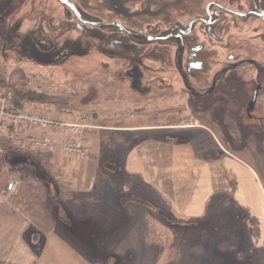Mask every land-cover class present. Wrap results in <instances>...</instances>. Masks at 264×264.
<instances>
[{
    "label": "flooded vegetation",
    "instance_id": "obj_1",
    "mask_svg": "<svg viewBox=\"0 0 264 264\" xmlns=\"http://www.w3.org/2000/svg\"><path fill=\"white\" fill-rule=\"evenodd\" d=\"M66 1L73 9L60 0H0V64L62 73L71 85L76 76L104 79L100 90L85 82L83 92L68 93L81 103L83 120L118 93L133 97L130 114L148 120L168 116L174 98L180 112L210 114L213 122L224 123L228 107H246L244 120L258 121L257 134L264 133L254 114L264 91V21L243 17L254 2L264 9V0ZM244 71L254 76L243 78ZM110 87L117 96L105 93ZM144 102L151 108L136 107Z\"/></svg>",
    "mask_w": 264,
    "mask_h": 264
},
{
    "label": "rangeland",
    "instance_id": "obj_2",
    "mask_svg": "<svg viewBox=\"0 0 264 264\" xmlns=\"http://www.w3.org/2000/svg\"><path fill=\"white\" fill-rule=\"evenodd\" d=\"M248 69L251 70L250 68ZM252 76H254V74H250V72H245V74H243V78ZM71 81V79L67 78L62 73L50 75L43 71H35L34 73L15 72L13 66L0 64V95L6 90H10L16 102H22L25 109L29 111L34 110L45 115L48 114L54 116L58 120H60V117L55 114L56 111H65V109H67L70 114L75 111L74 116L71 114L75 117L72 119L73 122L82 123L80 116L76 113V111L78 113L84 112L81 103L78 102L76 98L70 102L67 99L69 98L67 97L68 93L74 89L75 92H83L84 89L82 90V88L84 87H82V83L85 82H89L91 85H94L95 88L99 89L105 88L106 85H104V79L98 76L96 78L89 77V79L85 80H82L81 76H76V78L73 79L72 85ZM21 89L40 92L44 96L47 95L52 98H54V96L56 97L54 101L47 99L41 104L28 103L15 94L16 91ZM79 96L78 94V97ZM132 104L134 105V103ZM146 104L147 102L139 103L137 104V108H141L142 106L146 108L144 106ZM179 104L180 101L174 98V102L172 101L169 106L173 108L168 110L169 115L151 118L149 123L153 125H158V123H160V125L163 124L164 126L168 125L171 127V129L166 131L171 141H181L182 137L192 139L193 141H190L193 142L192 144L196 152L201 151L203 156L210 157L219 153L224 155L228 153L244 159L245 162L247 161L246 163L249 162L248 165H250L252 169L259 173V178L264 184V176L262 175L264 171V133H260V136H258L257 132L260 130L261 124H259L258 121L248 122L244 120L245 113L243 110L246 107L240 108L232 106L226 108L224 110L226 111L224 117L225 122L223 123L213 122L210 114L197 115L193 111L190 112L187 108L182 106L180 112L178 109L180 108ZM259 104L260 105L255 108L256 111L254 114L256 117L263 119L264 125V91L262 92ZM98 108L99 107L96 105L92 110L97 113ZM147 108L149 109L151 107ZM76 115L79 117H76ZM109 118L111 117H107L106 119L104 116L88 118V120H85L86 123L83 124L96 128L103 127L107 124L117 127L120 125L118 122L110 121ZM240 121H242L243 125ZM178 127H182V129ZM95 131L94 134L98 136L99 131ZM91 132V130H86L87 134H91ZM113 134L114 133L107 131L106 135H104L110 139L113 137ZM132 134L135 138L146 135L143 132ZM210 135L213 136L216 145L212 143L213 141ZM135 138L132 139L135 141ZM11 139L14 143L8 139L0 140V202L8 204L21 216L26 218L33 226V229L41 235L50 236L53 233V229L48 232L44 231L38 219L29 218L24 215L23 212L19 211V209H16V204L19 199L15 196L19 193L20 181L26 177V175H30L35 180H43L45 184L52 180V182L56 183L57 188L63 191L65 195H69L68 197L71 196L70 200L58 198L59 201L67 205L71 203L73 197L79 199V204H77L78 201L76 200L77 202H75V204L77 205H73L74 210L82 209L81 211H83L86 209L90 211L91 216H89V219L96 220L97 223H100V225L105 228L104 234L100 230H98V232L95 230L96 235L94 236V243L92 246L80 248L81 253L88 258L91 263L98 261L103 264H231L229 262L231 260L219 259L218 255H221L225 249L233 250L234 247L238 246V237L233 233L229 232L219 235L218 237L226 242V244H222L214 240L218 237H216V234L209 231V228L207 231H204V228L188 229L185 230V232L181 231V228H178L172 220L167 219V216H171L172 219L175 218L167 203H163L154 191L140 184V181L135 178L123 177L121 180L119 176H115L113 180L116 183H112V194H108L112 196V199L109 196H105V201H101L96 195H92V192L82 194L77 191L74 192L71 187L64 182L66 178H69L65 170L60 169L55 163L54 165L51 164L52 159L50 153L39 155V153H34L30 150H22L18 148L16 144L17 138L13 137ZM94 139L96 140V138ZM134 141H132V143ZM14 155L26 156L27 159L34 162L35 167L24 166L23 168H11L9 165L10 162L8 163V161L12 160L11 156ZM257 157L261 158L262 162L259 163L254 160ZM21 169H23V172L20 171ZM18 171H20L19 174L17 173ZM10 180H15L18 184L17 192L14 195L8 194L5 190ZM93 184L98 189L96 182ZM50 190V207L51 204L55 207L57 200L54 198L52 185H50ZM35 192H39L41 195L44 193L42 188L35 190ZM125 196H131L134 198L131 199V201L136 200V203H131L129 204L130 206L125 204L117 205V203H115V198L121 199ZM107 197L111 199L110 202H108L109 200H107ZM29 204L31 207L35 206L36 201L29 199ZM128 207L129 209H127ZM39 208L41 209V207L36 205L33 210L38 211ZM157 211L161 213L159 214ZM257 211L262 215L264 213L260 205H258ZM52 213L51 216L54 215ZM99 214L105 215L103 217L104 219H99ZM44 223H47V221H42V224ZM247 233L249 234V229H247ZM86 234L87 232L84 233L83 237H86ZM64 236L68 239H72L69 235ZM249 240L250 238H248V241ZM74 242L76 241L74 240ZM80 246L81 245H79V247ZM244 248L249 249L248 246ZM186 251H190L197 256L196 260L189 261L183 257ZM251 256L253 257L252 259L248 258L249 260L247 262L243 260L242 264H258L259 259H261L259 258L258 251L253 249Z\"/></svg>",
    "mask_w": 264,
    "mask_h": 264
},
{
    "label": "crops",
    "instance_id": "obj_3",
    "mask_svg": "<svg viewBox=\"0 0 264 264\" xmlns=\"http://www.w3.org/2000/svg\"><path fill=\"white\" fill-rule=\"evenodd\" d=\"M115 91L114 87L105 89V93L110 95L115 94ZM117 95L112 100L108 99L103 103L99 101L97 106L100 109L98 108L97 114L105 119L107 116L111 117L110 121L120 124L118 127L107 124L96 128L85 124L87 128L84 130V138L88 151L86 159H66L61 149L49 152L51 164L55 163L60 169H64L69 177L64 182L74 192H92V195L105 201V196L112 199L108 194H112L115 176H119L121 180L123 177L135 178L154 191L163 203H167L175 218L183 222L202 219L206 215L207 204L214 195H227L231 203L246 214L250 244L259 253L261 259L258 264H263L264 213L260 214L257 207L260 205L264 211V184L259 173L248 165L249 162L228 153L216 159L199 157L193 147V140L190 142L182 137L181 141H171L166 134L171 127L160 123L153 125L146 115L135 117L130 114L135 107L130 101L133 97ZM104 109L108 113L104 114ZM55 114L60 119L69 116L65 111H56ZM73 116L70 117L74 119ZM81 122L86 123L83 119ZM86 130H91V134H87ZM94 131H99L98 136ZM107 131L120 134L121 142L110 143L105 136ZM140 132L146 135L133 137L132 133ZM210 138L215 145L212 135ZM254 160L262 162L259 157ZM262 175L264 176V171ZM48 184L56 185L52 180ZM110 198L107 199L108 202L111 201ZM131 199L134 198H115V203L130 206L129 204L136 203V200ZM60 202L55 207V226L50 236L35 231L26 218L8 204L0 202V264H103L98 261L91 263L80 248L92 246L95 230L104 234L105 228L96 220L89 219L90 211H75L73 205L77 204L71 202L66 205ZM148 209L150 210L149 207ZM104 216L99 214L98 218ZM85 219L88 220L84 221ZM86 232V237H83ZM64 235H69L72 239Z\"/></svg>",
    "mask_w": 264,
    "mask_h": 264
},
{
    "label": "trees",
    "instance_id": "obj_4",
    "mask_svg": "<svg viewBox=\"0 0 264 264\" xmlns=\"http://www.w3.org/2000/svg\"><path fill=\"white\" fill-rule=\"evenodd\" d=\"M15 94L21 97L22 99H24V101L28 103L41 104L44 103L47 99L48 100L50 99V101H54L55 98V97L52 98L51 96L49 97L47 95L44 96L42 93L33 90L21 89L19 91H16ZM190 140L191 139H189L188 141ZM109 142L110 143L121 142L120 134H113V137L109 139ZM197 155L199 157L202 156V157H207L209 159H216L225 156L222 153L210 157L203 156L201 151H197ZM240 159L244 161V159L242 158ZM17 173L19 174V172ZM40 188H42L44 191L42 195L39 192L38 193L35 192V190H38ZM50 191H51L50 186L48 184H45L41 180H35L30 175H26V177H24L20 181L19 193L15 196L19 199L18 203L16 204V209H19V211L23 212L24 215H26L29 218L38 219L42 225V229L46 232L50 231L55 226V210H56L55 207L57 204H55V207H53L51 204L50 207V202H49ZM53 192H54V198L57 200L58 203L60 202L58 198L68 199V200L71 199V196L68 197L69 195L68 196L65 195L63 191L57 188L56 185L53 186ZM73 198L71 202L75 203L78 201L77 204H79L80 200ZM29 199L36 201L35 206L38 205L39 207H41V209L39 208L38 211L33 210L35 206L31 207V205L29 204ZM51 213L54 215L51 216ZM86 220L88 219H85L84 221ZM42 221H47V223L42 224ZM246 221H247L246 214L237 206H235L233 203H231V200L227 195L217 194L214 195L209 200L207 204L206 215L204 218L193 220L190 222H181V224H177L176 226L178 228H181V231L184 232L185 230L196 229V228H204V231H207V229L209 228V231L213 232V234H216V237L229 232L233 233L235 236L238 237L239 240L238 246L234 247L233 250L225 249L221 255H218V258L219 259L223 258L224 260L229 259L231 260L229 261L231 264H242L243 260L247 262L249 260L248 258L251 259L253 258L251 256V253H253V249H254L253 247H251L250 240L248 241L249 234L247 233ZM187 223H191V224H187ZM218 238H215L214 240L219 241V243L226 244L225 241ZM247 246L249 249L244 248ZM190 251H186L183 257H185L189 261L196 260L197 256L192 254Z\"/></svg>",
    "mask_w": 264,
    "mask_h": 264
},
{
    "label": "built area",
    "instance_id": "obj_5",
    "mask_svg": "<svg viewBox=\"0 0 264 264\" xmlns=\"http://www.w3.org/2000/svg\"><path fill=\"white\" fill-rule=\"evenodd\" d=\"M83 126L67 121H57L44 114L28 112L18 105L11 91L0 95V140L17 138L21 149L46 152L62 147L70 158H85L86 149L82 135ZM18 185L11 180L6 190L16 194Z\"/></svg>",
    "mask_w": 264,
    "mask_h": 264
},
{
    "label": "water",
    "instance_id": "obj_6",
    "mask_svg": "<svg viewBox=\"0 0 264 264\" xmlns=\"http://www.w3.org/2000/svg\"><path fill=\"white\" fill-rule=\"evenodd\" d=\"M60 1L63 4L69 6L71 9H73L72 5L68 1L66 0H60ZM249 16H255L264 21V9L261 8L256 2H254L251 11L247 13L246 15H244L243 17H249ZM254 102H255V96L253 97L252 102L248 106V109H247L248 112H251L253 110Z\"/></svg>",
    "mask_w": 264,
    "mask_h": 264
}]
</instances>
